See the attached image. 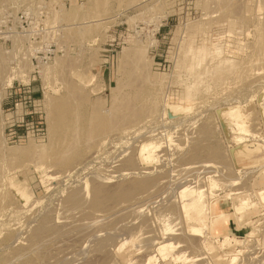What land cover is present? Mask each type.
<instances>
[{"label": "rangeland", "instance_id": "rangeland-1", "mask_svg": "<svg viewBox=\"0 0 264 264\" xmlns=\"http://www.w3.org/2000/svg\"><path fill=\"white\" fill-rule=\"evenodd\" d=\"M263 93L264 0H0V264H264ZM22 111L44 139H9Z\"/></svg>", "mask_w": 264, "mask_h": 264}, {"label": "bare ground", "instance_id": "bare-ground-1", "mask_svg": "<svg viewBox=\"0 0 264 264\" xmlns=\"http://www.w3.org/2000/svg\"><path fill=\"white\" fill-rule=\"evenodd\" d=\"M192 24V23H191ZM195 50V49H194ZM136 51V50H135ZM222 51V50H221ZM139 52V51H138ZM137 52V55L139 54ZM191 52H193V50L191 51ZM208 52V51H207ZM196 52H194V54H195ZM198 53H200V54H198L197 55V57L200 55V57L201 58H204V57H202V56H206V55H204L206 52H204V51H200L199 50V52ZM123 54H124V52H123ZM192 54V53H191ZM201 54H202V56H201ZM210 55L212 56V59L213 60H218V65L219 66H221V65H224V64H226L227 63V66L226 67H228L229 66V68H227L228 69V73L227 74H229V70H231V68H230V65H228V63L229 64H232L233 62H232V60H230L232 63H230L229 61H227L228 59H226L225 60V58H224V60L223 59H221L220 58V56H221V52L219 51V50H217V48H216V50H214L213 49V52L211 51V53H210ZM210 56V57H211ZM189 57H190V55H189ZM193 57V56H192ZM195 57H196V55H195ZM197 60H198V58H196ZM211 59V60H212ZM194 60H195V58H194ZM196 60V61H197ZM203 60H205V59H203ZM202 60V61H203ZM212 60V61H213ZM199 61V60H198ZM200 61H201V59H200ZM211 61V62H212ZM195 62V61H194ZM236 62V61H235ZM190 63H191V61H190ZM189 63V64H190ZM239 63V62H238ZM138 64V63H137ZM201 64V63H200ZM241 64V63H240ZM178 65V64H177ZM176 65V66H177ZM196 65V64H195ZM234 65H235V63H234ZM192 66H193V64H192ZM197 66V65H196ZM209 66V65H208ZM218 66V67H219ZM225 66V65H224ZM179 67V66H178ZM195 67V66H194ZM192 68V69H195V68ZM199 67H200V65H199ZM207 67V66H206ZM205 67V68H206ZM232 68L234 67V66H231ZM238 67V66H237ZM217 68V67H216ZM215 68V69H216ZM220 68V67H219ZM186 69H188V68H186ZM243 69V68H242ZM189 70H191V69H189ZM217 70V69H216ZM221 70V69H220ZM234 70H236L235 69V67L233 68V71ZM246 70V69H245ZM196 71V70H195ZM209 71V70H208ZM219 71V70H218ZM222 71L223 72H221V71H219V72H221V73H225L224 71H225V68H224V70L222 69ZM243 71V70H242ZM259 71V70H258ZM194 72V71H193ZM210 72V71H209ZM231 73H232V71H230ZM255 72V71H254ZM190 73H192V71H190ZM215 73H217V72H215ZM194 74V73H193ZM207 74V73H206ZM220 75V74H219ZM230 75V74H229ZM236 75H238V74H236ZM196 76V75H195ZM199 76H201V75H198V77ZM224 76V75H223ZM226 76V75H225ZM231 76V75H230ZM240 76V75H239ZM251 76V75H250ZM216 77H218L219 78V76H216ZM222 77V76H221ZM235 77V76H234ZM192 78H193V76H192ZM196 78H197V76H196ZM230 78V77H229ZM194 79V78H193ZM205 79V78H204ZM226 78L224 77V80H225ZM233 79V78H232ZM199 81V78H197V79H195V81ZM221 80V79H220ZM219 80V81H220ZM236 80V79H235ZM240 80V79H239ZM234 81V80H233ZM237 81V80H236ZM27 82V81H26ZM204 82V81H203ZM203 82H202V84H203ZM212 82V81H211ZM217 82V81H216ZM235 82V81H234ZM225 83V82H224ZM230 83V82H229ZM233 83V82H232ZM236 83V82H235ZM234 83V84H235ZM226 84V83H225ZM197 85V84H196ZM195 85V86H196ZM221 85V84H220ZM215 86V85H214ZM193 87V86H192ZM191 87V88H192ZM218 87V86H217ZM191 88H189V90H188V93H187V95H188V97L190 98V96H192L191 95V93H190V91H191ZM194 88V87H193ZM200 88V87H199ZM206 88V87H205ZM222 88V87H221ZM185 90H186V88H185ZM195 90H197V88L195 89ZM222 90V89H221ZM192 91H194L193 89H192ZM195 92V91H194ZM225 93V92H224ZM229 93V92H228ZM264 94V93H263ZM186 96V95H185ZM230 97V96H229ZM232 98V97H231ZM263 98V97H262ZM225 106V105H224ZM227 106V105H226ZM264 109V108H263ZM262 110V109H261ZM228 112V113H227ZM264 111H262V114H264L263 113ZM220 113H227L228 115H230L231 117H237V118H240L241 116L239 115V113H237V111L235 110V109H233V108H231V109H222V110H220ZM219 116V115H218ZM240 116V117H239ZM263 116V115H262ZM221 117H223V115L221 116ZM47 122H48V125L51 127V119H50V114L48 115V119H47ZM3 133V132H2ZM147 146V145H146ZM148 147V146H147ZM147 147H145L146 148V150H149V147L147 148ZM240 147V146H239ZM145 148H143L144 149V151H145ZM144 151H142V152H144ZM143 153H141V156H142V159H143V161H144V159H145V157L142 155ZM147 158H149V157H147ZM149 160V159H148ZM147 162V161H146ZM263 169V174H264V167L262 168ZM262 174V173H261ZM97 179V178H96ZM100 180V179H99ZM103 180H105V179H103ZM79 181V180H78ZM144 181V180H143ZM259 182V181H258ZM100 183V182H99ZM102 183H103V181H102ZM214 183V182H213ZM229 183V182H228ZM246 183V182H245ZM89 184V183H88ZM139 184V183H138ZM146 184V183H145ZM150 184V183H149ZM153 184H154V182H153ZM212 184V183H211ZM257 184V183H256ZM240 185V184H239ZM264 185V184H263ZM137 186V185H136ZM142 186H144V185H142ZM141 186V187H142ZM153 186V185H152ZM213 186H215L214 184H213ZM259 186V185H258ZM217 187V186H216ZM143 188V187H142ZM260 188V187H259ZM148 189V188H147ZM151 189V188H150ZM187 190V189H186ZM144 191V190H143ZM96 192V191H95ZM149 192V191H148ZM198 192V191H197ZM195 193V192H189V191H183V193H182V197H185V196H187V197H189V199H190V201H189V199L187 200L188 202H186L185 204H183V212H184V214H185V217H186V224L188 225L187 226V234H188V236L189 237H191V238H193V237H196L197 239L198 238H201L202 236H206V233H205V231L206 232H208V234H207V236H206V238L204 239V242H203V244H204V249H205V251L208 253V254H214L215 253V248L212 246V244L211 243H209L208 241H209V238H211V239H215V240H217V241H215V242H217L218 243V249L220 250V251H222V252H224L223 254L225 255V256H228V254L225 252L231 245H232V243H235V246L233 247V248H235L236 246H238V242L236 241V239L235 238H231V237H228V236H225L224 237V241L221 243V242H219V240L217 239V238H215L214 237V232H213V229H214V227L218 224H221V222H227V220H228V215H225V214H221V215H219V216H217V217H211L210 216V207H209V204L207 205V206H205L206 207V209H205V207L203 206V204H201V198H203V197H201L198 193ZM76 194V193H75ZM194 194H196V196L193 198V196H194ZM135 195V194H134ZM198 195V196H197ZM81 196V195H80ZM129 196V195H128ZM145 196V195H144ZM235 195L233 194V193H231V194H228L227 195V197L229 198V199H231V200H233L234 202V205L232 206V212L234 213V215L235 216H237V217H239L240 215H242L243 214V211H244V209H246L247 207H245V206H248V205H246V204H248V202H247V199L245 198V197H240V196H237L236 195V197H234ZM259 196H260V202L261 203H263L264 204V190H261L260 192H259ZM22 197H23V195H22ZM148 197V196H147ZM234 197V198H233ZM77 198V197H76ZM80 198V197H79ZM127 198V197H126ZM74 199V198H73ZM78 199V198H77ZM76 199V200H77ZM85 200V199H84ZM86 201V200H85ZM143 201V200H142ZM203 201V200H202ZM88 203V202H87ZM204 203V202H203ZM76 204V203H75ZM138 206V205H137ZM253 206V205H252ZM82 207V206H81ZM140 207V206H139ZM249 207V206H248ZM140 209V208H139ZM248 209V208H247ZM81 210V209H80ZM81 215V214H80ZM90 216V215H89ZM138 217V216H137ZM84 218V217H83ZM230 218V217H229ZM215 224V225H214ZM166 225V224H165ZM164 225V226H165ZM169 227V226H168ZM166 228V227H165ZM264 228V227H263ZM169 229V228H168ZM168 231V230H167ZM170 231V230H169ZM215 231H216V229H215ZM184 234H186V233H184ZM180 237V236H179ZM182 237V236H181ZM175 238V237H174ZM182 239V238H181ZM186 240V239H185ZM184 240V241H185ZM189 240V239H188ZM146 243V242H145ZM155 243V242H154ZM176 243H178V242H176ZM174 245H176V244H174ZM242 245V244H241ZM169 246V245H168ZM177 246V245H176ZM179 246V245H178ZM243 246V245H242ZM241 246V247H242ZM175 247V246H174ZM178 248V247H177ZM258 248V247H257ZM168 249V248H167ZM171 249H172V247H171ZM253 249V248H252ZM143 250V249H142ZM178 250V249H177ZM192 250V249H191ZM233 250V249H232ZM175 251H176V249H175ZM243 251V250H242ZM154 252V251H153ZM235 252V251H234ZM237 252V251H236ZM169 253H171V255L173 256V252H169ZM177 253H178V251H177ZM189 253H191V252H189ZM239 253V252H238ZM151 254V253H150ZM166 254H168V253H166ZM166 254H165V256H166ZM175 254V253H174ZM181 254V253H180ZM177 255V254H176ZM149 256H151V255H149ZM148 256V257H149ZM169 256V255H168ZM180 256H182V255H180ZM185 256V255H184ZM184 256H182V257H184ZM193 256V255H192ZM231 256H233V255H231ZM230 256V257H231ZM189 257V256H188ZM199 257V256H198ZM216 258H218V260H220V261H222V258L221 257H219V255H217V256H215ZM163 258V257H162ZM166 258V257H165ZM142 259V258H141ZM164 259V258H163ZM179 259V258H178ZM181 259V258H180ZM197 259V258H196ZM233 259V258H232ZM149 260V259H148ZM172 260V263L173 264H187V263H189L188 261H187V259L186 260H183V258H182V260L179 262L178 260H177V258H173V259H171ZM188 260H189V258H188ZM191 260V259H190ZM201 260V259H200ZM233 261H235V260H232V262ZM231 262V263H232ZM201 263V262H200ZM145 264H153V261L151 262H146ZM201 264H203V263H201ZM208 264V263H207Z\"/></svg>", "mask_w": 264, "mask_h": 264}, {"label": "built area", "instance_id": "built-area-1", "mask_svg": "<svg viewBox=\"0 0 264 264\" xmlns=\"http://www.w3.org/2000/svg\"><path fill=\"white\" fill-rule=\"evenodd\" d=\"M18 108L16 107V110ZM12 119V118H11ZM29 127L32 128V134L33 138L36 140H42L45 137V128L44 123L42 121H39L36 114H22L20 115V118L18 120H10L5 128V131L9 134V139L12 140L15 135H17V132L20 128H26ZM25 138V135H22L19 137V139Z\"/></svg>", "mask_w": 264, "mask_h": 264}]
</instances>
